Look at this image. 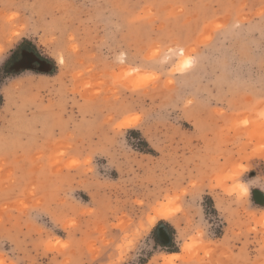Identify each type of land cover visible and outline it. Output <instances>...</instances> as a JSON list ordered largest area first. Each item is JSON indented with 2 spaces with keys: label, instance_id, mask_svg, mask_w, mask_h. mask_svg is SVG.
I'll return each instance as SVG.
<instances>
[{
  "label": "rangeland",
  "instance_id": "rangeland-1",
  "mask_svg": "<svg viewBox=\"0 0 264 264\" xmlns=\"http://www.w3.org/2000/svg\"><path fill=\"white\" fill-rule=\"evenodd\" d=\"M0 264H264V0H0Z\"/></svg>",
  "mask_w": 264,
  "mask_h": 264
},
{
  "label": "flooded vegetation",
  "instance_id": "flooded-vegetation-1",
  "mask_svg": "<svg viewBox=\"0 0 264 264\" xmlns=\"http://www.w3.org/2000/svg\"><path fill=\"white\" fill-rule=\"evenodd\" d=\"M18 54V60L13 65L20 72L25 70L40 71L47 65V62L28 50L20 49Z\"/></svg>",
  "mask_w": 264,
  "mask_h": 264
},
{
  "label": "bare ground",
  "instance_id": "bare-ground-1",
  "mask_svg": "<svg viewBox=\"0 0 264 264\" xmlns=\"http://www.w3.org/2000/svg\"><path fill=\"white\" fill-rule=\"evenodd\" d=\"M61 60V62H62V59H60ZM127 126V125H126ZM159 216H161V217H164V218H166V217H168V214L167 213H164V212H160L159 213ZM186 247V246H185ZM178 257V256H177ZM174 259H176V258H174ZM170 261V260H169ZM171 262V261H170Z\"/></svg>",
  "mask_w": 264,
  "mask_h": 264
},
{
  "label": "crops",
  "instance_id": "crops-1",
  "mask_svg": "<svg viewBox=\"0 0 264 264\" xmlns=\"http://www.w3.org/2000/svg\"><path fill=\"white\" fill-rule=\"evenodd\" d=\"M171 255H176V254H170V256H171Z\"/></svg>",
  "mask_w": 264,
  "mask_h": 264
}]
</instances>
